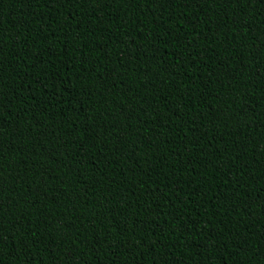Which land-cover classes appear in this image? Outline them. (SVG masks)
I'll use <instances>...</instances> for the list:
<instances>
[{
	"label": "trees",
	"instance_id": "obj_1",
	"mask_svg": "<svg viewBox=\"0 0 264 264\" xmlns=\"http://www.w3.org/2000/svg\"><path fill=\"white\" fill-rule=\"evenodd\" d=\"M0 264H264V0H0Z\"/></svg>",
	"mask_w": 264,
	"mask_h": 264
}]
</instances>
